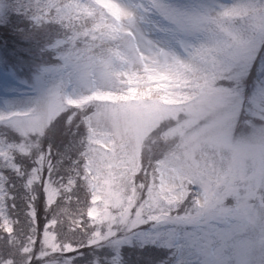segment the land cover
<instances>
[{
    "label": "rangeland",
    "instance_id": "rangeland-1",
    "mask_svg": "<svg viewBox=\"0 0 264 264\" xmlns=\"http://www.w3.org/2000/svg\"><path fill=\"white\" fill-rule=\"evenodd\" d=\"M263 7L264 0H0V25L17 12L35 22V33L51 32L33 73L41 90L21 86L19 78L7 84L0 89V113L27 107L61 87L70 95L90 93L88 100L99 102L96 127L90 129L94 191L87 209L95 232L65 238L111 240L113 251L98 243L86 264H167L163 248L140 250L148 242L141 232L149 222L161 231L177 224L191 229L214 222L221 209L228 210V223L216 228L231 227L229 246L239 243L251 257L264 249V87L251 88L242 99L236 84L255 62L264 27L255 43L237 38L231 24ZM51 12L53 21L68 19L70 27L78 24L85 31L58 38L49 28ZM92 33L104 36L105 51L97 44L94 55L84 59L77 53L95 42ZM32 55H38L35 48ZM65 62L71 67L58 70ZM258 68H264V59ZM236 120L240 132L234 131ZM143 152L156 154L159 167L156 184L141 202L135 175ZM185 200L189 203L180 208ZM136 241L139 248H129L132 258L126 263L114 248ZM224 246L222 241L211 247Z\"/></svg>",
    "mask_w": 264,
    "mask_h": 264
},
{
    "label": "snow or ice",
    "instance_id": "snow-or-ice-1",
    "mask_svg": "<svg viewBox=\"0 0 264 264\" xmlns=\"http://www.w3.org/2000/svg\"><path fill=\"white\" fill-rule=\"evenodd\" d=\"M22 16L18 13L17 19ZM34 23L23 16L10 28L0 25V33H12L11 44L0 39V89L19 78L21 86L41 90V79L36 77L33 82V73L51 32L35 33ZM82 27L90 30L86 23ZM92 35L95 42L77 53L84 59L94 55L97 44L102 54L105 51L103 37ZM70 67L65 62L58 70ZM72 75L69 71V79ZM88 95H70L61 87L30 101L27 107L10 106L9 114L0 113V264H86L80 249H96L90 240L65 238L68 233L91 237L95 232V225L87 217L94 191L89 183L90 129L96 127L100 107L99 102L89 101ZM61 124L63 131L57 141L54 132ZM82 194L86 201H82ZM227 211L221 209L214 222L208 220L191 229L177 224L161 231L150 221L141 232L148 242L140 250L163 248L167 264H264V249L251 257L241 244H227L231 227L216 228L219 223L227 225ZM213 234L219 239L207 240ZM222 241L224 247L212 249ZM71 253L78 255L73 257ZM223 253L229 254L221 259Z\"/></svg>",
    "mask_w": 264,
    "mask_h": 264
},
{
    "label": "trees",
    "instance_id": "trees-1",
    "mask_svg": "<svg viewBox=\"0 0 264 264\" xmlns=\"http://www.w3.org/2000/svg\"><path fill=\"white\" fill-rule=\"evenodd\" d=\"M51 4L54 7V3H51ZM51 10H52V7H51ZM259 10L257 12L250 13L249 16L241 17V18L235 19L231 22L232 26L235 27L236 29H238L239 34L236 36L237 38H240L239 35H241V39H244V40H254L255 43L260 41V40H258V39H260V37H257L256 33H257V30H260V28L264 27V7L259 9ZM17 14H18L17 12H12L11 16L9 17L8 22H6L3 25H6L10 28L14 23H20L21 20L23 19L24 14L20 19H17ZM48 19L50 21L56 20V19H54V15L52 12L50 15H48ZM59 22L60 23L63 22L62 24L66 23L67 24L66 27L61 28V26L58 25ZM69 23H70V20L61 19L60 21H53L52 23H49V28L50 29L52 28L54 31H57L58 35H60L58 38H61V39H64V38L70 37V36H74V35H76V37H78V36H80L79 31H81V32L85 31L84 29H81L78 24H76V27H74V26L70 27L68 25ZM223 23H225L224 24V28H225L229 24V21L224 20ZM84 24L85 23L83 22V24H81V27ZM222 24L219 25V27H220L219 30L224 32V30L222 29ZM55 28H57L61 31L56 30ZM10 35H12V33H8V34L7 33H0V39H4L5 43L8 42L9 44H11L12 40H11ZM100 36H103V35L100 34ZM89 42L91 43V45L93 44V41L89 40ZM78 43L81 46H83L81 41H78ZM258 44L260 45V47H259V50L257 52V56L255 57V62L248 69L249 71L247 72V75L243 77V81H241L240 78L236 81L237 86H239L241 88V90L244 91V93L242 95V99H245L247 97V94H248V92H250L251 88H253V90L255 89L256 91H259V90L263 89V87H264V68H261L260 70L258 68V64L261 61H263V59H264V51H263V49H264V38ZM109 46H111L110 43H109ZM262 51H263V53H261ZM95 55H97V54H95ZM221 55H223V52L218 54V56H221ZM237 61H239V60L237 59ZM222 64H223V62L220 63L221 68H222ZM237 69H239V68H237ZM226 73L229 75L228 70ZM245 77L247 80L244 82ZM222 81H224V80H222ZM242 82H244L243 85H242ZM238 120H242V117H239ZM238 120H236V122H235V127H234L235 132H240V130H237V125H239V123L241 121H239V123H238ZM62 131H63V125L61 124L57 128V130L54 132V136H55L57 141H59L61 139V132ZM162 138L164 139V136H162ZM162 144H163V142H162ZM162 148L164 149L165 146L163 145ZM148 154H149L148 152H143V154H141L140 167L138 169L137 174L135 175L136 182L139 184V188H138L139 195L138 196L141 198V202L145 201V199H146V197L150 191V186H153L154 184H156L155 179L153 180V178H155V172H156L157 168L159 167L156 163V160H155L157 158V155L154 154L151 157H148L149 156ZM146 160L148 162H145ZM82 199L86 200L87 197H84L82 194ZM186 203H189V202L185 200V202L181 204L180 208H183ZM178 210L180 211V209H178ZM109 239H112V238H109ZM86 240H90V239L84 238V239H80L77 241H86ZM90 242L94 243L92 241H90ZM110 242H111V240L107 241V243L103 242L101 248H109V247L111 248V246H109ZM98 243H101V242H96L94 244H98ZM133 246L137 249L139 248L137 241L134 243ZM129 248H132V247H128V245H123L122 247L114 248V250H116V252H118V254L120 253L121 259L124 261H127L126 263H128V261L132 258V254L128 253ZM89 250H91V249H88V248H81L80 249L81 253H85V254L88 253L85 255V261H87L89 258L92 257V253H89ZM111 250L113 251V248H111ZM101 251H104V250H101ZM129 263H131V261Z\"/></svg>",
    "mask_w": 264,
    "mask_h": 264
}]
</instances>
